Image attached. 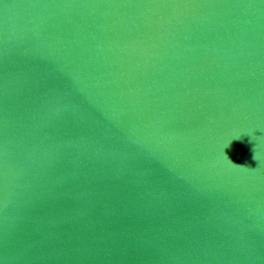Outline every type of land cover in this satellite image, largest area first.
Segmentation results:
<instances>
[{
    "label": "water",
    "instance_id": "obj_1",
    "mask_svg": "<svg viewBox=\"0 0 264 264\" xmlns=\"http://www.w3.org/2000/svg\"><path fill=\"white\" fill-rule=\"evenodd\" d=\"M0 264H264V0H0Z\"/></svg>",
    "mask_w": 264,
    "mask_h": 264
},
{
    "label": "clouds",
    "instance_id": "obj_2",
    "mask_svg": "<svg viewBox=\"0 0 264 264\" xmlns=\"http://www.w3.org/2000/svg\"><path fill=\"white\" fill-rule=\"evenodd\" d=\"M255 158V157H254ZM230 161V160H229ZM231 162V161H230ZM232 163V162H231ZM232 164H234V163H232ZM234 165H236V164H234ZM236 166H240V165H236Z\"/></svg>",
    "mask_w": 264,
    "mask_h": 264
}]
</instances>
